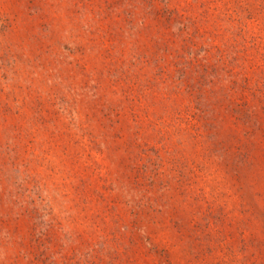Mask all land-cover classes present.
Here are the masks:
<instances>
[{"label": "rangeland", "instance_id": "374dc122", "mask_svg": "<svg viewBox=\"0 0 264 264\" xmlns=\"http://www.w3.org/2000/svg\"><path fill=\"white\" fill-rule=\"evenodd\" d=\"M0 264H264V0H0Z\"/></svg>", "mask_w": 264, "mask_h": 264}]
</instances>
